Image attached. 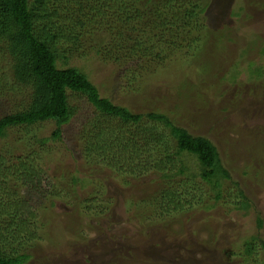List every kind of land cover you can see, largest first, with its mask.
<instances>
[{
    "label": "rangeland",
    "instance_id": "1",
    "mask_svg": "<svg viewBox=\"0 0 264 264\" xmlns=\"http://www.w3.org/2000/svg\"><path fill=\"white\" fill-rule=\"evenodd\" d=\"M196 1L210 4L202 15L204 29L193 31L197 34L193 37L200 40L187 49L164 50L163 63L136 58L117 64L97 56V43L106 41L101 37L102 19L80 27L84 31L81 52L89 57H79L73 63H78L114 102L134 112L164 111L192 134L213 140L239 185L227 182L223 205L211 206L210 193H204L205 182L197 179L199 185L190 194L177 184L175 190L182 200L176 207L163 198L167 182L145 150L136 152L138 155L129 150L126 157L136 158L130 165L119 149L86 163L85 129H90L87 121H94L97 112L86 96L70 92L77 113L63 126L62 139L52 138L57 123L45 120L13 127L0 140L1 169L14 168L16 156H27L34 150L35 163L46 171L41 183L43 195L29 193L31 208L26 214L32 211L34 216L28 232L21 235L26 238L30 231L34 237L27 244L30 263L264 264V147L259 145L264 144V77H250L253 69L247 67L248 62H255L254 69L257 64L264 65L260 54L264 0ZM66 3L60 6L57 2L64 16L68 15ZM143 35L148 36L143 33L140 38ZM236 61L242 73L230 82L226 77ZM9 66V55L2 52L0 72L8 75L0 87V118L23 110L30 99L25 87H15ZM153 124L157 131L168 133L162 123L148 118L138 126ZM46 136L50 140L43 147L37 139ZM2 156L8 158L4 163ZM186 164L198 169L193 158ZM73 174L86 180L75 184ZM12 179L7 180L10 189L25 199L27 190ZM239 187L254 208L237 212L230 209L231 204H224L240 200ZM0 196L5 198L6 193ZM259 216L263 220L260 228ZM255 236L261 239H255L257 249L246 253L245 242Z\"/></svg>",
    "mask_w": 264,
    "mask_h": 264
},
{
    "label": "trees",
    "instance_id": "2",
    "mask_svg": "<svg viewBox=\"0 0 264 264\" xmlns=\"http://www.w3.org/2000/svg\"><path fill=\"white\" fill-rule=\"evenodd\" d=\"M57 2L60 6L67 2L68 15L61 14L63 9ZM209 7L210 4L196 0H0V54L9 55L8 71L16 80L15 87H25L30 95L23 110L0 118V140L7 137L13 127L45 120L57 123L52 138L62 139L63 126L77 113V107L71 104L70 92L77 93L86 96L97 112L94 113V121L93 118L87 121L90 129H85L86 149L83 156L86 163L92 164L95 157L115 154L114 150L119 149L122 159L130 165L136 158L133 155L126 157L128 151L136 153L145 150L155 160L159 176L167 182L168 187L162 192L165 200L178 207L182 195H178L175 186L182 185V192L190 194V190L199 185L197 179H200L206 184L204 193H210L212 198L213 204L210 205H223L227 182L233 181V178L213 140L192 134L164 111L134 112L128 106L114 102L102 94L99 86L78 63H73L79 57H89L86 52H81L84 31L80 27L102 19L101 37L106 41L97 43L94 49L97 56L117 64L136 58L161 64L164 50L187 49L192 47V42L200 40L193 37L197 35L193 31L201 33L204 29L202 15ZM143 33L148 36L140 38ZM260 52L264 56V46ZM245 54L244 48L241 55ZM254 64L247 63V67L253 69L250 77H264V65L257 64L254 69ZM241 73V64L236 61L226 78L235 82ZM7 75V72H0V87L5 85L3 78ZM145 118L162 123L168 133L157 131L155 124L138 126ZM49 140V136L37 139L43 147ZM259 145L263 149L264 144ZM34 153L33 150L28 151L27 156H16L14 168H0V193H6L5 198L0 196V264H32L27 244L34 237H31L30 231L26 238L21 235L28 232L30 217L34 216L32 211L26 214L31 208L28 198L31 193H43L41 183L46 173L42 166L35 163ZM1 158L3 163L8 159ZM191 158L197 162L198 169L187 166ZM13 171L18 173L19 178L13 176ZM72 178L75 184L86 180L76 174ZM8 179L16 180L17 184L25 187L28 192L25 199L10 189ZM55 192L57 195V190ZM239 194L241 198L237 203L229 201L224 204H231L230 209L237 212L254 208L253 202L240 187ZM257 219L260 228L263 220L260 216ZM256 238L259 236L247 239L246 253L251 254L257 249ZM262 244L264 246V242Z\"/></svg>",
    "mask_w": 264,
    "mask_h": 264
}]
</instances>
